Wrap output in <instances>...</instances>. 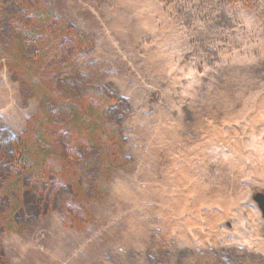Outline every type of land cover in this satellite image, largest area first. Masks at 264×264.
Segmentation results:
<instances>
[{
  "label": "rangeland",
  "instance_id": "1",
  "mask_svg": "<svg viewBox=\"0 0 264 264\" xmlns=\"http://www.w3.org/2000/svg\"><path fill=\"white\" fill-rule=\"evenodd\" d=\"M262 63L264 0H0V132L25 138L21 180L69 184L0 228V258L264 264ZM221 66L245 70L240 90L192 133L186 108Z\"/></svg>",
  "mask_w": 264,
  "mask_h": 264
},
{
  "label": "trees",
  "instance_id": "2",
  "mask_svg": "<svg viewBox=\"0 0 264 264\" xmlns=\"http://www.w3.org/2000/svg\"><path fill=\"white\" fill-rule=\"evenodd\" d=\"M42 16H44V14H42ZM31 37L32 35L25 31L22 45L24 46L26 43H29V38ZM75 38L78 40L79 46L86 42L89 43L87 48L82 49L79 54L82 52H89L93 49V40L86 33L79 32L75 35ZM214 71L215 73H212L213 78L211 82L205 81L201 93L199 92L197 94L198 100L194 104H189L186 108L187 118L189 120L188 126L192 133L198 128L200 116L207 112L214 111L216 108L219 112L224 109H222L224 100H229L233 93L235 94L240 90L237 84L238 76L241 72H245L242 67L235 66H221ZM249 76L252 80L264 81V63L250 70ZM219 90H222L223 94H219ZM122 100L128 102L125 96H122ZM117 107L118 105L116 104L113 109ZM83 111L84 113L88 112L87 109ZM120 114L123 116L124 111ZM81 116L86 117L85 115ZM119 136L121 137V134ZM121 138L123 139V137ZM26 148L27 146L23 134L14 135L6 130L0 132V207L3 209V212H0V228H2V230H14V225L20 222H26L33 216L37 218L40 217L42 215V213H40L42 204L45 207L44 213L48 212L52 209V200L54 202L58 201V197H54L57 187H63L64 185L65 188V186L69 185H65V182H51V186H48L47 183L44 182V186L46 187L45 192H48L44 194L40 192L38 187H35L41 183L37 178L30 176L28 179L21 180L22 175L29 174L31 168V160L29 159L30 156L28 152H26ZM81 161L82 160L78 159L79 163ZM89 165L90 164L86 163V161L81 163L82 167H88ZM50 187L52 188L49 191ZM96 187L100 186H95V189ZM97 190L101 191L102 189L97 188ZM4 210L9 213L4 212ZM177 252L182 253V251ZM1 256L3 257L2 254ZM181 258L183 259L185 257L181 256ZM186 259H183L184 261L181 260L183 261L182 263L198 264V258L194 260V262L192 259H189V257L187 261ZM168 260L169 264L176 263L174 258H169ZM0 264H5L4 260L1 258ZM160 264H165L163 259L160 260Z\"/></svg>",
  "mask_w": 264,
  "mask_h": 264
},
{
  "label": "water",
  "instance_id": "3",
  "mask_svg": "<svg viewBox=\"0 0 264 264\" xmlns=\"http://www.w3.org/2000/svg\"><path fill=\"white\" fill-rule=\"evenodd\" d=\"M253 198L258 202L262 215L264 216V191H256L253 194Z\"/></svg>",
  "mask_w": 264,
  "mask_h": 264
}]
</instances>
